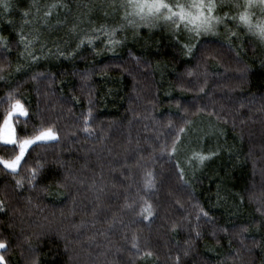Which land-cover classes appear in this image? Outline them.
<instances>
[{"label":"trees","instance_id":"1","mask_svg":"<svg viewBox=\"0 0 264 264\" xmlns=\"http://www.w3.org/2000/svg\"><path fill=\"white\" fill-rule=\"evenodd\" d=\"M102 7L0 0V125L11 95L19 139L57 136L0 165L4 264H264V42L231 5L199 36L66 32ZM200 127L222 154L194 172Z\"/></svg>","mask_w":264,"mask_h":264},{"label":"snow or ice","instance_id":"2","mask_svg":"<svg viewBox=\"0 0 264 264\" xmlns=\"http://www.w3.org/2000/svg\"><path fill=\"white\" fill-rule=\"evenodd\" d=\"M122 6L127 9L125 19L128 17L136 18L129 19V24L141 26L137 23L138 20L143 22L144 26H153V22L162 19L175 25L177 29L183 26L188 32L194 33L196 36L212 32L214 24L220 22V18L214 16L217 6L215 0H186V2L175 0V3H170L169 0H125V4ZM236 7H240V5L237 4ZM254 7H259L261 13L264 14V0H245V11L240 14L239 20L247 28L249 34L264 42V19L253 23L252 14L248 11ZM113 42L115 43V41ZM8 99L10 108L2 125H0V142L15 145L18 148V154L14 159L0 158V165H3V168L8 169L11 173H17V168L21 165L30 145L38 140H55L56 136L53 130L48 128L39 131L33 137L19 139L14 128V119L17 115L27 116V112L18 99L14 100L11 95ZM85 123L87 124V120ZM84 130L89 131L87 127ZM203 159L205 158L201 157V160ZM34 176L35 172H33V178ZM21 183L20 180H17V185H21ZM144 211H149V209H144ZM133 247H136L135 243H133ZM4 248L5 245L0 243V249ZM0 264H4L2 255H0Z\"/></svg>","mask_w":264,"mask_h":264},{"label":"rangeland","instance_id":"3","mask_svg":"<svg viewBox=\"0 0 264 264\" xmlns=\"http://www.w3.org/2000/svg\"><path fill=\"white\" fill-rule=\"evenodd\" d=\"M101 1L103 3V7L101 8V11H99L97 14L92 11L89 12L90 10L87 12L77 13L78 17L80 18L79 21L77 22V24L69 27L66 32L73 34L85 30L90 31L95 29L96 26H98V24L100 23L109 26L115 25L112 26L114 30L117 27V29H120L122 32L129 33V35L132 38L138 37L140 35V32L144 31L146 33L145 37L143 38L142 36H140L143 42H148L152 37L157 36L158 34L175 35L174 33H176L179 37L182 38L191 34L183 26L177 29L175 25H172L169 22H165L162 19L160 21L153 22V26H144L143 22H140L138 20L137 23L140 24L141 26L129 24L128 23L129 19H136V18L134 17H128V19L124 18L127 9L122 5L125 4V0H101ZM169 2L175 3V0H169ZM182 2H186V0H182ZM215 2L217 6L214 11V16L218 17V15H221L223 13L222 9H224V6L231 5L233 6L234 11L235 9L238 10L237 11L238 17L236 21H238L237 22L238 25L239 24L242 25V23L239 20V16L242 12L245 11V9H243L245 8V0H215ZM237 4H239L240 7H236ZM248 11L252 14V20H254L255 22L257 20L258 21L262 20L261 19L262 13L259 7H254L252 9H249ZM222 23H223L222 20H220L219 23H215L213 31H215L217 27L222 25ZM58 30H63V29H58ZM20 117H25V116H20ZM55 140H38L36 141V143L30 145L29 148L38 143L51 142ZM0 143L4 144L2 142ZM6 145H10V144H6ZM218 147H219L218 135L213 133L210 129L200 127L194 130L187 137V141L185 144V151L183 156L185 167L187 169H190V171L192 170L194 172H199L204 168L212 167L215 163L219 161L221 157L220 155L222 154L220 153ZM201 157H204L205 159L201 160Z\"/></svg>","mask_w":264,"mask_h":264}]
</instances>
